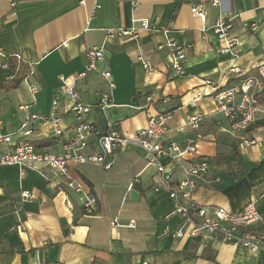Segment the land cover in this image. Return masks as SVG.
<instances>
[{
	"label": "crops",
	"instance_id": "0c3cea01",
	"mask_svg": "<svg viewBox=\"0 0 264 264\" xmlns=\"http://www.w3.org/2000/svg\"><path fill=\"white\" fill-rule=\"evenodd\" d=\"M211 2L0 0V84L11 79L9 68L1 66L15 56L31 66L27 84L21 82L10 91L0 88V130L10 134L12 142L0 144V153L25 141L36 143L41 153H63L73 115L72 100L62 92L60 79L76 76L86 64V50L103 46L99 72L76 81L73 91L83 103L95 106L110 93L108 86L107 92L101 89L103 71L110 73L115 88L110 107L104 113L93 108L87 121L99 128L114 123L130 135L144 128L149 116L171 112L164 141L195 144L211 166L213 180L199 188L197 203L231 212L254 203L264 213V126L257 122L244 139L234 138L211 100L192 102L205 81L223 87L236 80L227 74L230 66L249 72L264 61V0H222L219 6ZM132 4L138 6L136 13ZM194 6H202L204 21L192 16ZM220 16L231 18L228 39L237 42L227 53L224 41L212 32ZM133 18L146 20L158 32L139 30L136 39L108 38V30L131 28ZM167 41L188 48L181 77L172 74L167 50H156ZM142 62L153 71H146ZM28 85L37 91L30 93ZM259 96L264 104V82ZM147 99L149 108L137 111ZM23 105L28 106L27 114L55 112L61 127L68 130L56 138L49 125L35 122L34 133L23 137L17 132L26 117L18 111ZM137 112L142 114L135 116ZM195 115L202 117L198 128L184 126ZM128 117L134 118L120 123ZM49 140L52 143L46 145ZM96 151L91 147L85 153ZM136 176L139 181L132 185ZM69 181L81 183L84 193L96 198L95 212L84 211L82 194L68 189ZM153 185L154 170L145 168V155L137 148L116 155L109 170L70 162L66 177L40 164L22 178L17 168L0 167V264H264L260 252L250 254L219 241L203 246L196 239L173 237L179 221L169 216L172 203L167 193L154 192ZM132 191L138 194L135 200ZM23 192L30 198L23 200ZM130 221L134 228L128 227ZM256 229L264 233V225Z\"/></svg>",
	"mask_w": 264,
	"mask_h": 264
},
{
	"label": "built area",
	"instance_id": "2783aa9c",
	"mask_svg": "<svg viewBox=\"0 0 264 264\" xmlns=\"http://www.w3.org/2000/svg\"><path fill=\"white\" fill-rule=\"evenodd\" d=\"M221 3L222 0L211 2L213 6H219ZM14 5L13 2L10 3L11 7ZM131 10L136 13L138 6L132 4ZM190 12L192 16L201 21L205 20L202 6H194ZM139 30L150 33L158 32V29L146 20L133 18L131 28L108 30L107 35L108 38L119 36L136 39V33ZM230 30L231 18L228 16H220L212 28L214 35L224 41L226 45L224 52L226 53L237 45L235 40L228 39ZM187 49L186 46L172 41L156 47L158 52L167 50L171 58L170 70L176 77L184 75ZM103 51V46L87 49L86 64L82 71L74 77L60 79L62 92L69 95L72 100L70 112L73 115V122L69 128L71 129L70 134L66 138L63 153L60 155L41 153L32 143L25 141L13 145L8 152L0 153V167H15L18 169L19 177L22 178L26 170L33 169L34 166L40 164L66 177L70 162L76 165H98L109 170L116 155L130 148L140 149L145 155V168L154 170L153 191L167 193L172 203L169 216L176 217L179 221L173 231V237L196 239L203 246L219 241L242 248L250 254L260 252L264 256V233L256 229L257 225H264V213L258 212L254 203L246 204L239 212H231L223 207H204L195 200L194 197L199 188L213 180L211 166L207 159L198 154L195 144L182 146L175 142L164 141L169 131L168 122L172 117L171 112L149 116L145 127L137 129L130 135L122 133L114 123L106 122L102 128H99L87 121L86 116L93 108L104 113L110 107V94L115 88L111 75L108 71L100 72L110 93L104 94L95 106L83 103L73 90L76 81L99 72L98 65L104 59ZM14 59L17 63H24L31 69L30 64L20 56H15ZM142 66L148 72L153 71V67L147 62H142ZM1 67L8 69L5 63ZM227 74L235 77L236 80L223 87L217 83L205 81L194 94L192 102H199L204 98L211 100L216 113L227 121L228 134L234 138L244 139L243 136L247 134L250 127L264 120V104L259 98L264 82V61L249 72H243L237 66H230ZM22 82L27 84V77ZM28 91L33 94L37 89L34 85H28ZM146 101V104L136 110L148 109V102L151 101L149 99ZM18 111L26 113L24 122L17 130L23 137H30L34 133L35 122L49 125L56 138H60L68 130L61 127V118L53 111L48 115L27 114V105L19 106ZM201 120L200 115L192 116L184 126L196 130ZM11 143V135H5L0 130V144L10 145ZM247 143L254 145L255 141L248 140ZM91 147H96L97 151L85 153V150ZM169 166L172 169H168ZM138 181V176H136L132 185L137 184ZM67 188L82 194V208L86 213L95 212L97 200L91 194L84 193L81 183L69 181ZM21 198L26 200L30 198V195L23 192ZM67 205L71 209L69 202ZM111 225H116L115 221H112ZM128 227L134 228V221H130Z\"/></svg>",
	"mask_w": 264,
	"mask_h": 264
},
{
	"label": "trees",
	"instance_id": "16d2710c",
	"mask_svg": "<svg viewBox=\"0 0 264 264\" xmlns=\"http://www.w3.org/2000/svg\"><path fill=\"white\" fill-rule=\"evenodd\" d=\"M16 60L10 59L7 62V66L10 70L11 79L9 82L5 84H0V88L2 90L10 91L18 87V85L22 82V80L29 75L30 69L28 66L17 65ZM258 126H264V120L257 123ZM253 127V126H252ZM250 127L249 130L252 128ZM52 143V140L46 141L45 144L48 145ZM36 143H33L35 146Z\"/></svg>",
	"mask_w": 264,
	"mask_h": 264
},
{
	"label": "rangeland",
	"instance_id": "374dc122",
	"mask_svg": "<svg viewBox=\"0 0 264 264\" xmlns=\"http://www.w3.org/2000/svg\"><path fill=\"white\" fill-rule=\"evenodd\" d=\"M102 79H103V78H102ZM103 80H104V79H103ZM100 84H102V85H101V89H102L104 92H107L108 89H107V84H106V82H105V83H100ZM135 114H136V115H135ZM135 114H134L135 116H137V115H141L142 112H137V113H135ZM133 118H134V117L123 118V119H121V122H120V123L125 122V120H127V119H128L127 122H129L130 120H133ZM130 122H131V121H130ZM124 125H125V124H124ZM124 125H123V126H124Z\"/></svg>",
	"mask_w": 264,
	"mask_h": 264
},
{
	"label": "water",
	"instance_id": "95a60500",
	"mask_svg": "<svg viewBox=\"0 0 264 264\" xmlns=\"http://www.w3.org/2000/svg\"><path fill=\"white\" fill-rule=\"evenodd\" d=\"M137 195L138 194L135 191L130 192V197L134 200L136 199Z\"/></svg>",
	"mask_w": 264,
	"mask_h": 264
}]
</instances>
